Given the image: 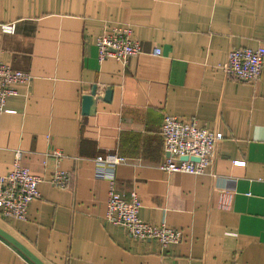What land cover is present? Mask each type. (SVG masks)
Segmentation results:
<instances>
[{
	"label": "crops",
	"instance_id": "crops-1",
	"mask_svg": "<svg viewBox=\"0 0 264 264\" xmlns=\"http://www.w3.org/2000/svg\"><path fill=\"white\" fill-rule=\"evenodd\" d=\"M5 23L0 64L32 79L0 114V176L18 159L42 182L26 220L0 217L1 230L43 264H264V61L254 83L224 70L229 51L264 47V0H0ZM123 26L141 54L99 62L97 38ZM92 87L112 96L84 115ZM165 116L222 135L202 175L160 170ZM109 153L125 159L116 192L135 193L139 218L179 231L177 244L104 221L110 183L94 159ZM0 264L33 263L0 237Z\"/></svg>",
	"mask_w": 264,
	"mask_h": 264
},
{
	"label": "built area",
	"instance_id": "built-area-1",
	"mask_svg": "<svg viewBox=\"0 0 264 264\" xmlns=\"http://www.w3.org/2000/svg\"><path fill=\"white\" fill-rule=\"evenodd\" d=\"M0 33L13 35L15 24H0ZM95 46L99 62L112 60L123 65L142 51L140 43L132 39L129 26L103 32ZM159 53L158 49L153 50L154 55ZM263 61L264 47L234 49L227 55L224 70L227 76L238 81L254 83L261 75ZM31 79L28 73L0 64V114L6 112L7 98L17 95L15 87ZM160 136L165 158L159 168L167 174L202 175L213 162L216 145L222 139L220 133L199 127L194 119L185 123L172 116L163 118ZM192 158L197 161H191ZM124 160L116 153L94 159V177L110 183L104 221L122 227L136 241H156L161 247L177 244L181 239L179 231L165 225H149L139 218L141 203L135 193L125 199L116 192L115 169ZM41 182L40 177L29 173L16 159L13 169L7 175L0 176V217L25 221L30 203L39 196L38 186ZM67 182L68 175L64 172H57L50 179V184L60 189H64Z\"/></svg>",
	"mask_w": 264,
	"mask_h": 264
},
{
	"label": "water",
	"instance_id": "water-1",
	"mask_svg": "<svg viewBox=\"0 0 264 264\" xmlns=\"http://www.w3.org/2000/svg\"><path fill=\"white\" fill-rule=\"evenodd\" d=\"M96 88L92 87V90L89 95L83 97V114L90 115L95 110V104L98 100L104 102H109L112 96L111 89H106L102 99L96 98ZM186 160V158H182ZM191 161H197V159L192 158ZM0 237L5 240L7 243L12 245L18 251H20L27 259H29L33 264H43L37 257H35L30 251H28L24 246H22L17 240L11 237L9 234L0 229Z\"/></svg>",
	"mask_w": 264,
	"mask_h": 264
}]
</instances>
